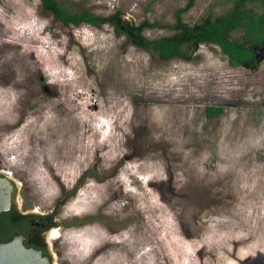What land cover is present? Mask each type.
Listing matches in <instances>:
<instances>
[{
	"label": "rangeland",
	"instance_id": "rangeland-1",
	"mask_svg": "<svg viewBox=\"0 0 264 264\" xmlns=\"http://www.w3.org/2000/svg\"><path fill=\"white\" fill-rule=\"evenodd\" d=\"M62 1L135 24L171 22L188 2ZM221 1L193 0L183 17ZM37 2L0 0V168L23 206L52 213L53 263L264 264V45L256 69L206 47L158 62L109 26L50 30ZM125 154L107 179L84 173Z\"/></svg>",
	"mask_w": 264,
	"mask_h": 264
},
{
	"label": "trees",
	"instance_id": "trees-1",
	"mask_svg": "<svg viewBox=\"0 0 264 264\" xmlns=\"http://www.w3.org/2000/svg\"><path fill=\"white\" fill-rule=\"evenodd\" d=\"M221 2L225 4L224 9L216 11L215 6L210 5L205 15L193 23L186 21L183 17L184 12L192 6L193 0H188L184 7L177 8L174 11V20L171 22L144 19L135 24L123 18L119 9L111 14L101 15L94 13L88 7L74 8L73 3L62 0H38L36 12L38 16L49 20L50 30L71 29L81 25H89L96 29L109 26L121 35L123 45L131 44L158 62L195 61L201 58L200 48L206 47L218 53L232 66L256 69L258 66L256 48L264 45V0H223ZM146 29H166L169 33L150 38L144 34ZM79 48L84 62L88 64L85 48L81 45ZM26 106L33 107L31 101H27ZM141 132L140 128H136L129 138L134 140L135 135L140 136ZM129 148L133 154L141 153L136 150L134 144L129 145ZM129 155L125 154L123 158L116 161L112 170L105 174H99L89 167L84 173L88 171L86 176L97 181L107 179L115 173L118 164L128 159ZM84 173L70 189V193L68 192L65 196L73 194L83 183ZM77 224H82L81 219L77 221Z\"/></svg>",
	"mask_w": 264,
	"mask_h": 264
},
{
	"label": "flooded vegetation",
	"instance_id": "flooded-vegetation-1",
	"mask_svg": "<svg viewBox=\"0 0 264 264\" xmlns=\"http://www.w3.org/2000/svg\"><path fill=\"white\" fill-rule=\"evenodd\" d=\"M0 177H7L11 180L12 191L15 184H18L7 170L0 168ZM20 199L21 196L18 193L15 196L12 192L9 208L0 212V243L8 242L15 236H22L21 242L25 248L40 251L43 257L48 258L49 264H54L49 246L50 240L55 236L51 234L56 225L52 220V213L46 214L35 208L23 206Z\"/></svg>",
	"mask_w": 264,
	"mask_h": 264
},
{
	"label": "water",
	"instance_id": "water-1",
	"mask_svg": "<svg viewBox=\"0 0 264 264\" xmlns=\"http://www.w3.org/2000/svg\"><path fill=\"white\" fill-rule=\"evenodd\" d=\"M12 182L7 177H0V212L5 211L10 205V194L15 196L18 184L12 191ZM22 236H15L8 242L0 243V264H49L47 257H43L40 251L25 248L21 242Z\"/></svg>",
	"mask_w": 264,
	"mask_h": 264
},
{
	"label": "clouds",
	"instance_id": "clouds-1",
	"mask_svg": "<svg viewBox=\"0 0 264 264\" xmlns=\"http://www.w3.org/2000/svg\"><path fill=\"white\" fill-rule=\"evenodd\" d=\"M14 99H15V96H13V100H14ZM3 103H4V101H3V100H0V104H3ZM85 243H86V244H92V243H94V241H92V240H88V241H86ZM82 251H83L84 255H87L89 249H88L87 247H85V248L82 249ZM81 259H83V256H81Z\"/></svg>",
	"mask_w": 264,
	"mask_h": 264
},
{
	"label": "bare ground",
	"instance_id": "bare-ground-1",
	"mask_svg": "<svg viewBox=\"0 0 264 264\" xmlns=\"http://www.w3.org/2000/svg\"><path fill=\"white\" fill-rule=\"evenodd\" d=\"M56 233H57V231L54 229L51 234L54 235Z\"/></svg>",
	"mask_w": 264,
	"mask_h": 264
}]
</instances>
